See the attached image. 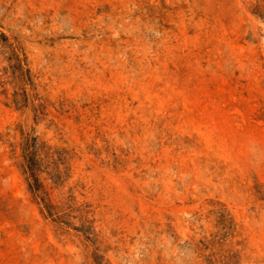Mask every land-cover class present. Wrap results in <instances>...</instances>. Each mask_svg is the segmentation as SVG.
I'll return each instance as SVG.
<instances>
[{"label": "rangeland", "instance_id": "obj_1", "mask_svg": "<svg viewBox=\"0 0 264 264\" xmlns=\"http://www.w3.org/2000/svg\"><path fill=\"white\" fill-rule=\"evenodd\" d=\"M0 33V264H264V0H0Z\"/></svg>", "mask_w": 264, "mask_h": 264}, {"label": "trees", "instance_id": "obj_2", "mask_svg": "<svg viewBox=\"0 0 264 264\" xmlns=\"http://www.w3.org/2000/svg\"><path fill=\"white\" fill-rule=\"evenodd\" d=\"M1 37L7 39L3 33H0ZM20 145L22 148L21 167L29 181L31 191L36 194L50 216H55L61 220L70 217V211L63 212L64 208L54 204L51 191L44 181L47 178L43 179L41 176L43 172H46L51 175L50 177L54 183L59 182L61 178L60 163L63 159L61 153L50 151V147L45 148L46 146L39 144L37 140L26 139ZM56 154L58 157H55Z\"/></svg>", "mask_w": 264, "mask_h": 264}]
</instances>
